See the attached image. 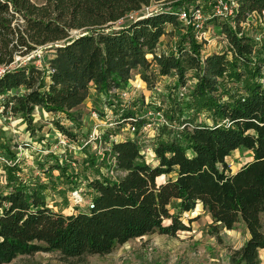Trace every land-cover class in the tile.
<instances>
[{"label":"trees","instance_id":"1","mask_svg":"<svg viewBox=\"0 0 264 264\" xmlns=\"http://www.w3.org/2000/svg\"><path fill=\"white\" fill-rule=\"evenodd\" d=\"M236 1L234 27L222 24L229 59L225 52L202 57L191 27L174 50L158 52L167 27H181L177 6L200 0H44L41 5L0 0V67H9L0 77L2 114L21 116L29 129L36 108L62 114L75 125L77 109L92 91L112 97L113 90L127 88L134 70L141 69L147 81L153 64L160 76H175L177 87L195 81L188 94L179 95L187 94L185 99L172 96L167 110L152 113L164 120L152 143L155 166L147 163L138 140L112 143L114 171L123 176L89 180L93 194L87 212L54 211L43 194L47 186L25 185L9 169L7 189L0 192V264L38 252L83 261L145 236L175 237L189 229L183 215L198 205L215 233L245 226L249 237L232 252L230 264H261L264 83L258 81L261 66L252 61L259 54L256 44L241 26L252 15L264 19V0ZM155 4L162 8L145 13ZM48 46L51 57L44 66H14L16 57ZM129 105L118 112L138 134L148 124L145 113L128 110ZM200 113L210 123L198 121ZM56 128L74 138L63 124L56 122ZM238 150L251 159L232 172L225 159ZM53 169L65 175L63 166L56 163ZM161 177L166 180L158 182Z\"/></svg>","mask_w":264,"mask_h":264},{"label":"rangeland","instance_id":"2","mask_svg":"<svg viewBox=\"0 0 264 264\" xmlns=\"http://www.w3.org/2000/svg\"><path fill=\"white\" fill-rule=\"evenodd\" d=\"M30 1L37 5L44 2ZM200 3L207 19L199 33L193 30V37L196 43L201 45V56L225 52L231 59L222 29V24L233 28L230 20L218 18L208 20L211 7L207 0H200ZM188 5L183 4L177 8ZM161 8L162 4L151 6L152 10ZM241 27L242 32L252 38L258 49L259 54L252 61L261 66L258 81L263 84L264 64L261 65L256 59H264V19L257 15L252 16ZM167 30L168 34L161 42L163 45L158 49V52L164 54L175 49L181 35L187 32V27L181 24L179 28L168 26ZM49 47L39 48L28 57L17 58L14 66L30 62L38 67L44 66L43 61L51 57ZM142 72L141 69L132 72L125 89L128 92L126 97L121 96V92L125 90H115L116 93H112V97L92 91L78 107L75 125L65 120L62 114L55 115L36 108L29 129L21 116L2 114L3 98L0 99V145L4 146L3 149L0 147V192L7 189L8 170L11 169L19 182L25 185L47 186L43 194L48 206L68 216L89 210L93 194L88 188L89 180L100 176L116 180L123 176V173L114 171L112 167L110 143L120 139L138 140L142 144L141 151L147 163L155 166L157 161L152 152V143L161 122L149 113H153L157 108L167 110L172 96H182L186 90L188 94L195 81L190 80L186 88L177 87L176 77L160 76L155 64L146 71L147 81L141 78ZM181 96L179 98H186L185 95ZM126 104H130L128 110L135 109L142 115L145 113L144 117L148 124L138 134L131 133V126L121 121L118 111L124 108L121 105ZM191 113L193 114L192 110ZM93 114H96V117H93ZM198 121L210 123L204 113L198 114ZM56 122L74 133V138L70 140L63 136L56 128ZM109 124L113 125L106 127ZM97 125L100 136L97 140L90 139L93 128ZM113 131L117 134L115 141L110 134ZM5 151H8L7 154ZM92 159L94 166L90 164ZM250 159L249 153L238 150L232 152L225 161L230 165L231 171L235 172ZM56 163L64 167V176L59 170L53 169ZM164 180L166 177H161L158 182ZM183 219L189 229L179 232L175 237L153 234L130 240L105 256H88L83 261H64L58 253L38 252L18 256L9 264H230L232 252L241 248L249 237L242 223H238L231 231L221 229L215 233L211 227L212 221L201 205L184 214ZM262 220L264 224V216ZM259 257L261 264H264V250L260 251Z\"/></svg>","mask_w":264,"mask_h":264},{"label":"built area","instance_id":"3","mask_svg":"<svg viewBox=\"0 0 264 264\" xmlns=\"http://www.w3.org/2000/svg\"><path fill=\"white\" fill-rule=\"evenodd\" d=\"M207 1L209 3V6L211 7V14H210L211 18H218L220 20H230V24L234 27L233 20L235 18L237 7H238L236 0H207ZM155 11L156 10H152L151 7L145 9V13H147V14H150V13L155 12ZM175 14L178 17L179 22L184 27H187V28L192 27V30H194L195 33H199L203 29L205 20L207 19L204 15L203 6L201 5V3H198V5L197 4H189L187 7L178 8L176 10ZM252 16H255V15H252ZM223 39L227 43V46H228V41H227L225 34H223ZM228 49H229V46H228ZM35 52L36 51H34L32 53H35ZM228 54H231V53L228 51ZM37 57H39V55ZM17 58H20V57L15 58L14 64L17 63ZM8 69H9V67L1 66L0 67V77H2L4 75V73L6 71H8ZM112 93H116V91L113 90ZM127 95H128L127 90L121 92L122 97H126ZM2 98H3V96H0V99H2ZM149 114L151 116L155 117L159 122H161V123L164 122L163 117L160 113H155L153 115H152V113H149ZM93 115H94L93 117H96V114H93ZM112 125L113 124H109L106 127L109 128ZM98 127H99L98 125L94 126L92 134L90 136V139L97 140L99 138L100 133L98 132V129H97ZM130 132L134 133L133 127H130ZM112 139L115 141V136H113ZM112 139H111V141H112ZM111 145H112V143L109 144V150L111 149ZM111 163H112V167L114 169L115 159L113 156H111ZM111 175H113V171H111Z\"/></svg>","mask_w":264,"mask_h":264},{"label":"crops","instance_id":"4","mask_svg":"<svg viewBox=\"0 0 264 264\" xmlns=\"http://www.w3.org/2000/svg\"><path fill=\"white\" fill-rule=\"evenodd\" d=\"M163 38H164V36H163V37L161 38V40H160L159 47L163 45V44L161 43V42L163 41ZM126 138H127V137H126ZM119 141H122V139H120ZM116 142H118V140H116ZM74 214H76V213H74Z\"/></svg>","mask_w":264,"mask_h":264}]
</instances>
